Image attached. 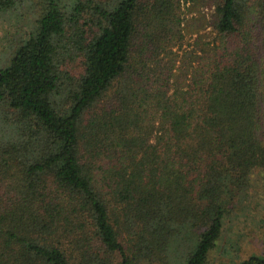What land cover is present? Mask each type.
Masks as SVG:
<instances>
[{
  "label": "trees",
  "instance_id": "16d2710c",
  "mask_svg": "<svg viewBox=\"0 0 264 264\" xmlns=\"http://www.w3.org/2000/svg\"><path fill=\"white\" fill-rule=\"evenodd\" d=\"M202 1L0 0V264H208L264 184V0L201 42Z\"/></svg>",
  "mask_w": 264,
  "mask_h": 264
},
{
  "label": "rangeland",
  "instance_id": "374dc122",
  "mask_svg": "<svg viewBox=\"0 0 264 264\" xmlns=\"http://www.w3.org/2000/svg\"><path fill=\"white\" fill-rule=\"evenodd\" d=\"M213 2L204 0L198 5L181 3L178 14L181 19L187 21L191 17L199 18L196 27H199L201 42L211 41L215 35L211 28V14ZM7 29L6 24H0V49L7 44V34L11 33V27ZM197 34H185L184 45L174 48L175 70L183 61V54L192 51ZM166 60V59H165ZM254 183H259L253 179ZM264 181V180H263ZM253 182V181H252ZM250 198L246 206L234 207L225 220L221 235L211 251L208 264H237L250 254H260L264 250V184L260 188L255 186L248 189ZM251 196L253 197L251 199Z\"/></svg>",
  "mask_w": 264,
  "mask_h": 264
}]
</instances>
